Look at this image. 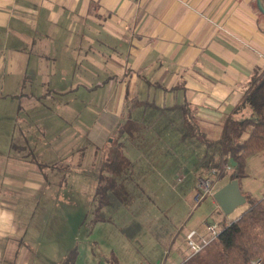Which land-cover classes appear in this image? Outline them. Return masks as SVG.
Here are the masks:
<instances>
[{
  "label": "rangeland",
  "instance_id": "obj_1",
  "mask_svg": "<svg viewBox=\"0 0 264 264\" xmlns=\"http://www.w3.org/2000/svg\"><path fill=\"white\" fill-rule=\"evenodd\" d=\"M100 89L87 100L16 99L8 127L0 115V187L5 186L0 194H8L15 206L29 252L40 264H61L73 248L74 264H177L191 253L190 228L207 234L204 221H228L246 202L225 213L213 197L228 179L229 166L212 175L208 192L196 201L198 175L208 173L201 166L204 145L179 141L177 114L156 116L150 107L135 106L133 98L114 101ZM128 116L140 123L133 138L121 136L133 164L132 174L124 177L129 199L102 207L101 219L95 220L98 163L106 139ZM5 176L15 184H6ZM263 183L264 152H259L247 158L240 186L260 196Z\"/></svg>",
  "mask_w": 264,
  "mask_h": 264
},
{
  "label": "crops",
  "instance_id": "obj_2",
  "mask_svg": "<svg viewBox=\"0 0 264 264\" xmlns=\"http://www.w3.org/2000/svg\"><path fill=\"white\" fill-rule=\"evenodd\" d=\"M258 13L253 0H0V115L8 127L16 99L87 100L102 87L114 101L189 102L219 134L264 72ZM0 264H40L6 193Z\"/></svg>",
  "mask_w": 264,
  "mask_h": 264
},
{
  "label": "trees",
  "instance_id": "obj_3",
  "mask_svg": "<svg viewBox=\"0 0 264 264\" xmlns=\"http://www.w3.org/2000/svg\"><path fill=\"white\" fill-rule=\"evenodd\" d=\"M253 2L258 10L256 0ZM261 3L264 6V0ZM132 100L135 106H143L144 111L147 107L152 111L156 110V116L167 115V112L177 114L180 117L179 141L194 139L204 145L203 154L200 156L201 166L208 172L211 169L222 171V167L229 166L231 170L226 181L236 178L245 197L246 207L238 216L228 221L224 217L219 221L218 235L201 250L177 264H264V195L251 196L240 186V180L245 175L247 158L264 152V73L252 76L235 112L224 118L220 133L216 137L209 136L200 126L189 102L158 104L154 100L137 97ZM139 127L137 118L128 116L125 122L116 127V135H109L106 139V151L97 167L95 220L101 219L102 207L113 205L115 199L124 204L129 199L125 196L129 192L124 177L132 174L133 164L124 151L121 136L127 133L133 138ZM39 163L42 166L50 165L47 162ZM76 252L74 248L71 249L61 264H74Z\"/></svg>",
  "mask_w": 264,
  "mask_h": 264
},
{
  "label": "built area",
  "instance_id": "obj_4",
  "mask_svg": "<svg viewBox=\"0 0 264 264\" xmlns=\"http://www.w3.org/2000/svg\"><path fill=\"white\" fill-rule=\"evenodd\" d=\"M264 73V72H263ZM216 173L215 169H211L207 174L198 175L196 195L195 200L199 201L203 198L209 190L208 185L212 183V175ZM264 190V183H263ZM204 227L207 231V234H201L196 229H190L186 234V241L188 246L191 249V254H194L201 250L208 242H210L214 237H216L219 233V225L216 221H204ZM136 264H160L149 263L144 261H139Z\"/></svg>",
  "mask_w": 264,
  "mask_h": 264
},
{
  "label": "water",
  "instance_id": "obj_5",
  "mask_svg": "<svg viewBox=\"0 0 264 264\" xmlns=\"http://www.w3.org/2000/svg\"><path fill=\"white\" fill-rule=\"evenodd\" d=\"M256 4L258 10L264 14V6L262 5L261 0H256ZM213 197L225 213L231 212L235 206L245 202V197L241 193L236 178H232L218 187L213 192Z\"/></svg>",
  "mask_w": 264,
  "mask_h": 264
}]
</instances>
